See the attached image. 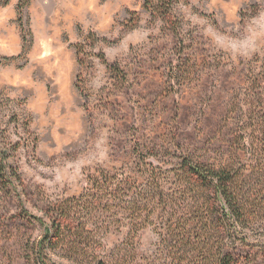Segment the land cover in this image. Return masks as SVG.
<instances>
[{
  "label": "rangeland",
  "instance_id": "obj_1",
  "mask_svg": "<svg viewBox=\"0 0 264 264\" xmlns=\"http://www.w3.org/2000/svg\"><path fill=\"white\" fill-rule=\"evenodd\" d=\"M28 2L0 0V264H34L49 210L94 174L152 175L174 204L183 160L254 162L244 82L264 61V0H180L173 25L145 0ZM126 192L46 262L264 264V212L247 229L213 217L206 240L163 232L183 203L133 213Z\"/></svg>",
  "mask_w": 264,
  "mask_h": 264
},
{
  "label": "trees",
  "instance_id": "obj_2",
  "mask_svg": "<svg viewBox=\"0 0 264 264\" xmlns=\"http://www.w3.org/2000/svg\"><path fill=\"white\" fill-rule=\"evenodd\" d=\"M28 1L23 0L24 6ZM179 2L180 0H145L154 15L161 14L164 21L170 25L174 24L171 17L172 8ZM248 74L244 82L248 109L244 114L246 118L242 124V135L255 140L252 145L255 155L253 164L236 168L229 164L214 166L195 163L189 159L183 160L176 174L181 195L174 202L178 206L182 203L184 205L186 214L179 217L180 219L197 217L198 222L181 223L178 218L167 226L164 225L163 232L181 236L190 231L202 232L206 240H210L209 234L216 228L213 217H218L220 222H224L223 228L226 223L232 224L235 229H247L250 227L249 223L264 212V194L259 190L264 189V61L260 66L250 67ZM4 159L6 153L0 149L1 183L7 176ZM249 169L250 172L258 171L257 174L262 179L257 186ZM18 179L17 177V181ZM8 183L12 184L13 179H9ZM87 184L89 189H86L85 195L79 199L56 203L49 210V225L44 229V238L34 247V264H51L46 262L47 258L57 249L72 251L74 246L79 244L77 241L82 239L81 235L85 230L83 228L87 226V222L96 216V208L115 202L124 189H127L126 204L133 213L153 204L158 206L156 212L161 213L176 208L175 203H170L168 190H164L158 180L146 173L125 177L118 174L111 177L109 174H94L89 177ZM34 219L40 223V219ZM107 264L120 262L116 260Z\"/></svg>",
  "mask_w": 264,
  "mask_h": 264
}]
</instances>
